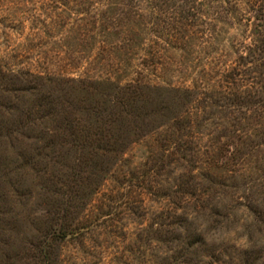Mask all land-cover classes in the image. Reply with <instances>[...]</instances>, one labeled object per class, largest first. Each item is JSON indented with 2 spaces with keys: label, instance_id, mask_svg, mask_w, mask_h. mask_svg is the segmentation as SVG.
<instances>
[{
  "label": "rangeland",
  "instance_id": "rangeland-1",
  "mask_svg": "<svg viewBox=\"0 0 264 264\" xmlns=\"http://www.w3.org/2000/svg\"><path fill=\"white\" fill-rule=\"evenodd\" d=\"M0 264H264V0H0Z\"/></svg>",
  "mask_w": 264,
  "mask_h": 264
},
{
  "label": "trees",
  "instance_id": "trees-1",
  "mask_svg": "<svg viewBox=\"0 0 264 264\" xmlns=\"http://www.w3.org/2000/svg\"><path fill=\"white\" fill-rule=\"evenodd\" d=\"M259 1H260V0H259ZM257 2H258V1H257ZM189 11H190V10H189ZM88 129H89V127H88ZM86 134H89V130H88V132H86ZM94 134H96V132H94L93 135H94Z\"/></svg>",
  "mask_w": 264,
  "mask_h": 264
}]
</instances>
